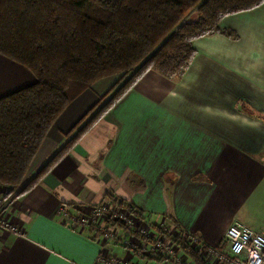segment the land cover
<instances>
[{"label":"crops","instance_id":"crops-1","mask_svg":"<svg viewBox=\"0 0 264 264\" xmlns=\"http://www.w3.org/2000/svg\"><path fill=\"white\" fill-rule=\"evenodd\" d=\"M219 27L237 38L196 39L180 78L148 70L39 183L10 200L4 215L20 232L0 231V264H108L103 253L160 263L102 244L96 228L69 217L109 195L129 198L148 223L175 224L210 249L234 221L264 230V3ZM116 77L99 79L68 104L28 176L62 148ZM34 82L28 68L0 54V97Z\"/></svg>","mask_w":264,"mask_h":264},{"label":"trees","instance_id":"trees-1","mask_svg":"<svg viewBox=\"0 0 264 264\" xmlns=\"http://www.w3.org/2000/svg\"><path fill=\"white\" fill-rule=\"evenodd\" d=\"M263 3L0 0V54L24 65L35 76L34 83L0 97V186L14 193V199L35 186L148 70L180 78L196 55V39L215 33L237 38L235 31L221 29L220 21ZM192 14L196 18L189 20ZM107 76L118 78L89 111L95 110L90 119L80 125L83 117L68 132L62 148L37 173L28 176L32 159L54 121L84 90ZM107 198L144 220L143 211L129 198ZM114 224L124 227L121 222ZM148 224L192 264H214L212 257L207 261L204 251L210 248L198 236L187 234L175 224V234L159 224ZM136 235L154 244L149 236L138 231ZM225 246L223 240L215 249ZM148 258L174 264L173 258L165 255Z\"/></svg>","mask_w":264,"mask_h":264},{"label":"rangeland","instance_id":"rangeland-1","mask_svg":"<svg viewBox=\"0 0 264 264\" xmlns=\"http://www.w3.org/2000/svg\"><path fill=\"white\" fill-rule=\"evenodd\" d=\"M188 18L189 20L190 19L194 20L196 18V15L195 14L189 15ZM108 77L109 76L103 79H105V81L110 80L111 78H108ZM116 78H118V76ZM114 84H115V81L113 85ZM100 98L101 96L98 97V100L86 112L84 116L85 119L82 121L80 125L85 124L90 119V117L92 116L95 110H93L92 112H89V111L95 106V104L99 102ZM98 205L104 206L106 210H104L98 217L95 228L98 230V232L101 235L107 234V236L104 237V240H103L106 243L108 242L113 245L119 244L120 248L131 250L135 254V256L141 257V258L143 256L157 257L160 255H165L170 258H173L174 264H189V263L192 264L191 261H189L170 240L154 232L149 227V224L147 223V221L143 220L142 218H138V217H135L134 215H131L129 210L126 207L116 206L115 204H112L110 199L108 198ZM83 212L84 211L75 212L74 215H78ZM72 216H69V217H72ZM115 221L121 222L124 225V227L114 224ZM159 225L166 227L167 230L171 231L173 234L176 233V229L174 225L172 224L162 222ZM136 231H138L140 234L144 236L145 235L149 236L154 241V244H149L147 243V241L141 240L139 237H137ZM206 256H207L206 257L207 261L211 262L210 257L208 255ZM116 259L119 262H126L127 264L131 263L128 257H124V258L116 257ZM136 262H139V264H142V262L140 261L136 260ZM136 262L132 264H138ZM144 263L146 264V262ZM157 264H160V263H157ZM165 264H169V263H165Z\"/></svg>","mask_w":264,"mask_h":264},{"label":"built area","instance_id":"built-area-1","mask_svg":"<svg viewBox=\"0 0 264 264\" xmlns=\"http://www.w3.org/2000/svg\"><path fill=\"white\" fill-rule=\"evenodd\" d=\"M13 197L14 193L10 194L6 187L0 186V231L19 233V226L4 215ZM98 204L88 206L83 213L72 216V221L95 228L98 217L106 210L104 206ZM106 236L107 234H100L102 240ZM225 241L226 246L221 250L211 248L204 251L209 257L214 258V264H264V230L258 231L242 222L234 221L225 231ZM103 242L105 241H102V244ZM100 258L106 259L108 264H127L119 262L116 257H108L104 253L100 255Z\"/></svg>","mask_w":264,"mask_h":264}]
</instances>
